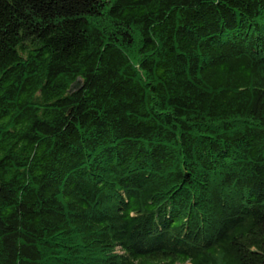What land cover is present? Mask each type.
<instances>
[{"label":"trees","instance_id":"16d2710c","mask_svg":"<svg viewBox=\"0 0 264 264\" xmlns=\"http://www.w3.org/2000/svg\"><path fill=\"white\" fill-rule=\"evenodd\" d=\"M0 264H264V0H0Z\"/></svg>","mask_w":264,"mask_h":264}]
</instances>
